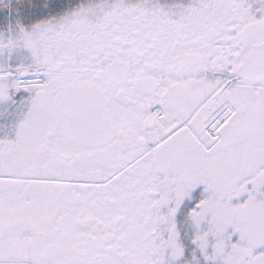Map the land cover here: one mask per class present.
<instances>
[{"label": "snow or ice", "instance_id": "snow-or-ice-1", "mask_svg": "<svg viewBox=\"0 0 264 264\" xmlns=\"http://www.w3.org/2000/svg\"><path fill=\"white\" fill-rule=\"evenodd\" d=\"M0 264H264V0H0Z\"/></svg>", "mask_w": 264, "mask_h": 264}]
</instances>
